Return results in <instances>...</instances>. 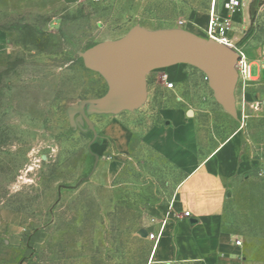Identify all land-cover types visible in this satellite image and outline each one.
<instances>
[{"label": "rangeland", "instance_id": "374dc122", "mask_svg": "<svg viewBox=\"0 0 264 264\" xmlns=\"http://www.w3.org/2000/svg\"><path fill=\"white\" fill-rule=\"evenodd\" d=\"M143 1L0 0V264H148L154 244L139 233L156 230L187 175L145 141L174 108L194 122L202 157L239 144L247 169L231 177L219 221L243 264H264V0H248L234 19L230 37L253 77L238 78L234 115L203 72L176 65L175 90L162 79L173 67L152 71L136 109L85 107L94 132L80 106L105 98L110 81L85 54L136 27L189 31L175 0ZM179 2L206 10L211 0ZM207 28L197 36L209 40ZM104 118L134 131L125 154L100 140Z\"/></svg>", "mask_w": 264, "mask_h": 264}, {"label": "crops", "instance_id": "0c3cea01", "mask_svg": "<svg viewBox=\"0 0 264 264\" xmlns=\"http://www.w3.org/2000/svg\"><path fill=\"white\" fill-rule=\"evenodd\" d=\"M126 2L130 4L131 0ZM177 2H174L175 14L186 18L187 30L202 35L208 24L212 0L206 10H194L189 3L183 5L179 2L181 6H178ZM223 2L216 0L217 10H222ZM178 8L183 10L178 13ZM171 69L168 75L170 72L181 75V67ZM161 117L163 125L147 133L145 141L160 155L183 168L187 175L174 202L164 211L163 216L169 211L171 215L148 264H243L238 247L232 237L222 230L219 221L229 197L228 183L231 177L247 169V164L240 161L239 144L229 141L212 155L202 157L196 142V126L182 109L163 110ZM98 125L101 127L100 140L106 143L108 149L120 154L129 150L134 131L121 120L104 118ZM185 212H190V217H185ZM193 220L197 223L192 224ZM159 228V224L156 230L149 226L139 234L148 240V231L158 232Z\"/></svg>", "mask_w": 264, "mask_h": 264}, {"label": "water", "instance_id": "95a60500", "mask_svg": "<svg viewBox=\"0 0 264 264\" xmlns=\"http://www.w3.org/2000/svg\"><path fill=\"white\" fill-rule=\"evenodd\" d=\"M85 58L92 69L110 81V92L105 98L80 106L82 116L94 132L85 107L89 108L88 115L136 109L146 99L147 75L176 65L192 66L203 72L217 102L228 113L235 114L238 54L232 47L214 40L185 30L149 31L136 27L119 40L97 45Z\"/></svg>", "mask_w": 264, "mask_h": 264}, {"label": "built area", "instance_id": "2783aa9c", "mask_svg": "<svg viewBox=\"0 0 264 264\" xmlns=\"http://www.w3.org/2000/svg\"><path fill=\"white\" fill-rule=\"evenodd\" d=\"M247 2L248 0H224L222 4V10L218 12L216 8V0H212V7L207 28V35L211 40H214L228 47H232L237 52V74L238 78L244 82L253 80V77L251 75V63L248 61V57L246 56V54L242 51L241 48L237 46V42H235V40L232 39L230 35L234 31L233 23L236 15L240 13L241 9L247 4ZM260 71H264V59L260 63ZM162 79L167 90H175L176 83L170 80L167 73L162 76ZM170 215L171 213L169 211L165 214V216H163L161 222L159 223L160 228L158 232H148V240H150L154 244L153 253L164 234ZM184 216L190 217V212H185ZM238 245H240V242H237V246Z\"/></svg>", "mask_w": 264, "mask_h": 264}, {"label": "trees", "instance_id": "16d2710c", "mask_svg": "<svg viewBox=\"0 0 264 264\" xmlns=\"http://www.w3.org/2000/svg\"><path fill=\"white\" fill-rule=\"evenodd\" d=\"M139 235H140V234H139ZM140 237L144 239V237H142L141 235H140Z\"/></svg>", "mask_w": 264, "mask_h": 264}]
</instances>
